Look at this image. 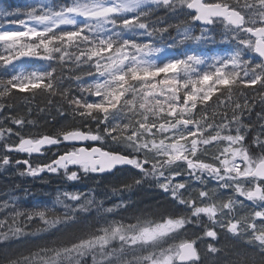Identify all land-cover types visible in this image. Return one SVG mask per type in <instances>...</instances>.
Returning <instances> with one entry per match:
<instances>
[{"label":"snow or ice","instance_id":"snow-or-ice-1","mask_svg":"<svg viewBox=\"0 0 264 264\" xmlns=\"http://www.w3.org/2000/svg\"><path fill=\"white\" fill-rule=\"evenodd\" d=\"M9 169L118 202L65 188L25 208L6 193L0 264H223L221 234L252 250L229 264H264V0L0 6ZM148 191L163 199L140 207Z\"/></svg>","mask_w":264,"mask_h":264},{"label":"trees","instance_id":"trees-1","mask_svg":"<svg viewBox=\"0 0 264 264\" xmlns=\"http://www.w3.org/2000/svg\"><path fill=\"white\" fill-rule=\"evenodd\" d=\"M28 0H0V6L6 7L11 5L13 9L23 8ZM43 107L42 101L37 99L33 101L31 107L33 109V114L30 118L37 119L40 123H43L44 114H41L37 111V105ZM18 107H21L22 110L27 111V107L20 104ZM48 121L52 123L51 117H47ZM20 158V157H18ZM46 180L50 182L42 181L39 178L33 179L31 177L19 176L17 175L16 169H9L7 171L0 170V199L5 198V194L8 192H13L15 196L19 197L21 203L25 208L31 207L35 203H47L51 205L52 201L57 194V190L60 191L67 188L69 191L75 190H88L90 188L95 189L96 195L100 190L95 187L96 184L93 181H85L83 183L75 184H66L64 181L58 178H47ZM104 186V184H103ZM107 188L103 191H106ZM160 195L155 191L140 192L137 195L133 196V200L137 202H142L139 204L140 207H147L149 205L155 206L160 202ZM59 207V206H57ZM91 222V218L89 219ZM88 264H91V261H88Z\"/></svg>","mask_w":264,"mask_h":264},{"label":"flooded vegetation","instance_id":"flooded-vegetation-1","mask_svg":"<svg viewBox=\"0 0 264 264\" xmlns=\"http://www.w3.org/2000/svg\"><path fill=\"white\" fill-rule=\"evenodd\" d=\"M23 158V157H20ZM97 187V186H95ZM99 188V192L95 195L97 200H103L104 201V206L105 207H109L111 206L114 202H118V199L116 197H112L110 195H106L107 190L103 191L105 189V186H103V184H101ZM88 192V190H85L84 192ZM96 192H94L95 194ZM160 202L162 201V197L160 196ZM94 215V213H93ZM126 215V214H125ZM91 218V217H90ZM89 218V219H90ZM117 219H119L120 217L117 216ZM134 222V221H133ZM178 242V241H177ZM227 244V247L225 248V251L221 254V259L223 260V264H229V261H234L236 256L235 253L236 251H245L247 250L249 252V254H252V250L250 248H246L244 245L237 243L235 248L233 247V242L231 241H225L223 234H221V242L220 244H217L216 246L219 248L222 245ZM206 249V245L205 244H200L199 246V251L201 252V254L203 255ZM257 261L259 260V256L256 257Z\"/></svg>","mask_w":264,"mask_h":264},{"label":"rangeland","instance_id":"rangeland-1","mask_svg":"<svg viewBox=\"0 0 264 264\" xmlns=\"http://www.w3.org/2000/svg\"><path fill=\"white\" fill-rule=\"evenodd\" d=\"M211 54H212V53H209V55H211ZM47 178H55V177H46L45 179H47ZM42 181H44V180H42ZM86 181H91V180H86ZM62 191H63V190H62ZM79 191L84 192L85 190L80 189ZM85 193H87V191H86ZM54 196H56V194H55ZM117 243H118V242H117Z\"/></svg>","mask_w":264,"mask_h":264}]
</instances>
